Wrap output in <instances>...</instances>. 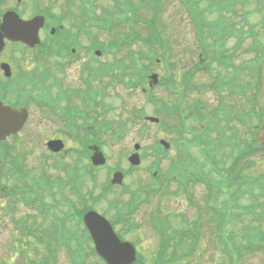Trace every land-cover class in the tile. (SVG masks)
Wrapping results in <instances>:
<instances>
[{
  "label": "trees",
  "instance_id": "1",
  "mask_svg": "<svg viewBox=\"0 0 264 264\" xmlns=\"http://www.w3.org/2000/svg\"><path fill=\"white\" fill-rule=\"evenodd\" d=\"M121 1L125 3H119V6L123 4L122 12L124 13V10L128 9L130 16L132 13H137L139 8L145 4V0L138 4L132 0ZM161 1L151 0L150 6L156 16L161 11ZM89 2L87 0V4ZM182 2L197 28V43L201 46L202 57L198 62L188 65L181 77V84L180 80L173 77H170L165 83L168 91L173 94L172 101H169V104L164 108L165 116L175 115L177 117L179 123L172 126L175 130L180 129L179 127H182L181 132L190 129L192 132L195 129L198 130L189 140L196 143L197 152L205 160L204 162L211 163L212 170L217 173L212 171L207 174L201 164L195 168L196 171L193 172V175L198 178V181L206 183L207 197L205 200L210 218L207 224L204 221L201 223L200 219H197L199 223L193 228L187 225V228L184 229L186 231L181 233L183 235L180 247L186 240L185 238L190 237L193 233L196 234V240L188 241L186 247L181 248L182 253L175 254L170 260H174V263L181 260H183L181 263L189 262L199 255L197 246L199 236L203 235V230L208 225L211 235L206 236L210 239L213 238L211 241L221 250L222 256L229 259L230 262L235 258L236 262L242 263L244 258L251 253L259 252L264 255V173L259 176L241 173L245 167L250 168V155L264 151V141L259 134L264 129V108L256 99L260 92H264L262 75L264 66V0H182ZM257 14H261V19L258 22L252 21V17ZM136 16L137 14L132 17L134 23L140 19ZM156 16L149 21V33L146 37H142L131 26L124 32V35H118L114 39L115 47L117 49L127 48L131 43L139 42L146 48L144 54L147 57V62H152L153 56L158 54L155 44L165 45L162 40L161 30L163 29L160 28V30L157 27ZM86 17L87 15H85V19ZM83 24L84 30L90 33L91 29L86 20ZM230 41H233V45H229ZM243 53H254L255 57L248 56L239 61ZM146 69L145 65L143 75L136 76L132 73L130 79L141 82L147 73ZM201 71L214 78L210 84L203 82L204 80L200 77ZM143 72L144 69L140 68V73ZM202 89L214 92L218 98L212 109L205 104L202 97L193 98V95ZM233 94L236 95V101L229 102L228 97ZM156 101L157 104L164 107L161 98H157ZM240 129L246 130V132L244 131L246 136L242 135L243 132ZM213 142L217 147L210 148L209 143ZM221 148L226 150L224 155H221L222 151L218 150ZM180 152L185 154H182L176 163L182 171L188 170L185 166L194 165L196 151H190L187 144H182ZM220 164L223 167H220ZM242 165L245 167L242 168ZM185 173V176L181 173L179 176L184 178L188 175L187 172ZM237 174L240 178H237ZM238 180L241 185H244L241 195H237L236 191L230 192ZM222 181H224L228 193L230 192L232 208L227 207L225 203L228 200L220 196ZM243 194L248 195L246 199L249 203L247 205L241 201ZM236 207H241L242 210L239 212ZM238 214L241 216L233 226L234 222L231 219H235ZM73 218V216H69L70 220ZM185 218L188 219L183 216V219ZM221 218L227 219L228 222L231 220L230 224L233 223L228 227L225 239L223 237L224 228H221L219 221ZM61 233L63 239L66 235V239L74 238L76 240L77 248L74 260L78 264L83 263L86 256L87 235L85 230L69 231L63 227ZM164 251H161L163 257L166 256ZM164 261L166 260L164 259ZM164 261L163 264H165ZM262 264H264V256Z\"/></svg>",
  "mask_w": 264,
  "mask_h": 264
},
{
  "label": "rangeland",
  "instance_id": "2",
  "mask_svg": "<svg viewBox=\"0 0 264 264\" xmlns=\"http://www.w3.org/2000/svg\"><path fill=\"white\" fill-rule=\"evenodd\" d=\"M43 6L52 7L54 13H64L68 15L69 20L66 21V27H70V24L76 22L73 16H76L79 13L78 0H40ZM137 3H140V0H134ZM146 8L141 10L142 16H150V4L151 0H145ZM34 0H26L23 5H19L18 8L23 12L26 16H29L32 12ZM98 8H109L113 10L117 6V2L115 3L113 0H99L97 2ZM12 6H17L16 0H6V3L2 8H9ZM261 14H257L252 17V21H259L261 19ZM139 32L143 35L147 34V27L143 24H133ZM131 24H125L122 27H119L115 30H126ZM159 27L163 30L162 32V40L167 43V61H173L175 64L174 74L177 80H180L185 70L188 68V64L195 61L198 57V47L196 44V33H195V24L190 19L189 13L186 11V7L183 4L182 0H163L162 3V11L159 17ZM99 37L102 39H106L107 41L111 39L115 33H103L97 32ZM87 38L85 36L81 39L82 48L81 50H85V45H87ZM229 45H233V41H230ZM157 44H155V47ZM138 49L139 45H133L132 49ZM126 50V49H124ZM157 50L160 51V47H157ZM3 56L6 60L13 63L14 66L24 65L26 60L28 63L24 66L34 65L32 60V54L25 52V55L22 53L15 51L12 46L7 47L4 50ZM121 55L124 56V52L121 51ZM25 56V57H24ZM87 56V55H86ZM162 54L159 53L154 57L153 63V71L158 72L159 75L171 77L173 69L169 66L167 69V62L160 60L162 58ZM255 57V54H247L243 53L239 61L243 60L246 57ZM25 58V59H23ZM27 58V59H26ZM85 57L83 56V59ZM160 58L159 60H157ZM80 59V57H79ZM107 59H112L110 56ZM24 61V62H23ZM238 62V59H237ZM83 63H73L67 69L65 73V82L66 85L76 86L78 81L80 80V73L82 69ZM262 75L264 79V66L262 67ZM160 76V77H161ZM200 77L206 82L210 84L213 81L212 76H208L207 74L200 72ZM68 82V83H67ZM149 86V85H148ZM153 88V93H157L160 98H163L165 101H172L173 97L170 96V93L160 85H155ZM109 93L106 94L105 99L103 100L106 104L110 105L111 108L106 111V113L102 112V107H97L99 113H102L105 116V119L110 121H114L121 116L123 120H126L127 113L126 109L132 108L133 106H140L141 108H145L149 114L155 110V105H152L150 100L148 101L145 95L142 94L141 90H131L126 88L122 84H115L114 88L109 89ZM194 94V93H193ZM192 94V95H193ZM120 97L125 99V107L121 106L123 103L121 102ZM202 97L208 105L209 108L212 109L214 107L213 104L217 103L216 96L212 91L207 89H202L197 94L193 95V98ZM230 99L229 102L236 101V95H230L228 97ZM257 101L263 105L264 108V92H260L257 96ZM80 103V101H76ZM122 103V104H121ZM131 110V109H129ZM95 113H98L94 111ZM207 114V112H206ZM103 117H101L102 119ZM208 118V116H207ZM169 128H163L157 124H151L148 126V131L141 135V132H137V128L131 124L126 126V131L123 132L122 137L116 138L112 134H104L102 136L104 141V151L109 156V164L108 167H101L96 171V177L98 180V186L96 189V195L100 191V186L107 184L108 180V170L113 167L116 163H120L125 167L129 166V162L127 161L126 155L129 154L134 147L136 142H140L144 151L146 152L145 160H142L140 166L136 167L135 171H133L128 177H126L125 181L130 184L131 188L135 189L138 185L150 184L152 182V174L151 170L148 171L153 163L155 162L154 156L151 154L156 152L159 154V150L155 149V145L158 142L160 137L167 138L169 140H177V139H185L184 134H181L174 128H170V126L175 125V121L177 120L174 116L167 118ZM29 121L19 133L18 136L9 137L6 139L8 143L11 144V148L19 156V158L23 161V164L29 168H34V170H30V180L36 179L38 177H42V173L45 172L48 175H59L60 171L53 168V164L55 160L51 156V153L48 151L45 140L50 136L54 127L57 128L60 126L57 120L52 119V116L48 111L41 110L36 106L32 107L30 111ZM209 122H211L209 120ZM208 123V122H207ZM243 136H246V130L240 129ZM245 131V132H244ZM59 135L58 133H56ZM264 140V129L259 133ZM216 136V135H215ZM82 137L81 132L79 137L72 138L67 135L64 138L66 142L67 148L66 152H61L56 155V158L65 162V163H73V161L77 158V152L75 149H80L82 147ZM209 140L210 137H209ZM210 148H215L217 146L213 143H209ZM143 150L141 152H143ZM220 154L224 155L226 153L225 148L218 149ZM177 152V150H176ZM175 149L166 153L164 159L162 158V167L163 170L168 173L169 176L172 177L177 175L179 169H175L172 173V167H174L175 160L178 159V155L176 154ZM199 155L198 152L195 153ZM174 156V157H173ZM188 157V156H187ZM172 158L173 161H172ZM190 159V157H188ZM196 157H194L195 159ZM249 165L248 169L244 165L241 167L244 168L242 174H249L254 176H259L264 173V151L255 152L253 155L249 156ZM182 175H186V173L182 170H179ZM4 181L7 183L9 187L14 185V180L10 176H4ZM237 178L239 174H237ZM195 179L198 178L195 176ZM180 181L177 178H171L169 181L170 188L166 186L161 187L159 190H148L144 193L143 198L140 200L138 204V209L130 214L128 217V222L132 223L131 226L133 228L129 231L126 236H128L131 240H134L138 243L139 249L146 260L147 264L153 263V254L157 252L159 249L165 246V255L161 257L157 254L161 259H165V264H229V260L222 256L221 250H219L207 236L211 235L209 226H205V230L203 231V235L199 236V244L198 251L199 255H197L194 260L189 262L184 261H171L170 259L176 255L182 253V249L180 248V240L179 237H172V235H168L165 240L162 239L161 235L154 230L152 227V222L150 220V214L152 212H157L161 214V217H167L173 226L182 227L184 226L181 218L187 217L194 219L191 221L192 223L196 222V225L199 223L200 219L201 223L204 221L205 224L208 223L209 211L207 209V202L205 198L207 197V191L204 184L189 181L188 185H190L188 190L183 188L179 189ZM92 183L89 181L86 183L85 187L91 186ZM12 188V187H11ZM155 188V187H154ZM243 188V187H242ZM9 190V189H7ZM244 190V189H242ZM241 194L243 193L240 192ZM66 194H68L66 196ZM240 194V195H241ZM7 195V196H6ZM6 195L0 194V249H2L4 256H14L16 257L15 264H29L28 256H36L38 254L39 247L36 250H31L30 252L26 250H16L14 255L11 254L9 246L12 244V241L17 238L23 236L21 232L16 228L14 220L17 219L15 216H23L27 213H35L31 211L28 204L23 201L21 196L12 195L10 192H7ZM61 196L71 197L70 191H65L61 193ZM17 197V198H16ZM119 199V202L122 203L128 199L126 194L122 195L116 189V191L112 192L108 196L99 200L97 203V208L101 209V211L105 212L108 216L112 217L114 215V209L112 208L113 202L116 199ZM244 198V202H248L247 195L242 196ZM47 202H51L50 198L46 199ZM10 207V208H9ZM1 209L3 211L1 212ZM196 219V220H195ZM207 235V236H206ZM186 240L183 242V247H186V243L194 242L196 240V234H191L190 237L185 238ZM19 242V241H18ZM201 243V245H200ZM39 246V244H38ZM40 251H46L45 246L40 244ZM152 252H154L152 254ZM66 249L60 250L57 254V259L55 264H69L70 258L68 256ZM263 254L259 252H254L247 255L241 264H262L263 263ZM13 257V258H14ZM151 258V261H150ZM93 262H96L97 259H93ZM0 264L2 261H0ZM101 264V263H97Z\"/></svg>",
  "mask_w": 264,
  "mask_h": 264
},
{
  "label": "flooded vegetation",
  "instance_id": "3",
  "mask_svg": "<svg viewBox=\"0 0 264 264\" xmlns=\"http://www.w3.org/2000/svg\"><path fill=\"white\" fill-rule=\"evenodd\" d=\"M47 26L48 23L42 28V32L48 30ZM81 37L82 34H67L66 32L58 35L55 32L54 34L51 33L49 39H46V41L41 43L43 46L42 48H28V50L25 51H19L17 46L13 45L12 42L7 41L5 49L12 46L15 51H18L23 55H25V52L32 54L34 65L27 67L24 65L28 63V60H26L24 65L14 66L12 62L4 58L3 52L5 49L0 52V103L11 106L17 110L27 109L29 114L28 119L32 107L36 106L41 110L48 111L52 116V119L57 120L60 124L59 127H54L52 133L44 143H47L51 139L64 140L68 135L69 119H79L80 122H82L83 118H87L91 121H99V125L105 123V121H103L105 116H103L102 113H100L102 115H99V112L96 109L97 107H102L101 111L104 113L109 109V105L104 101V104H99V98L103 97L104 100L106 94L110 92L109 89L114 88L115 86L116 52L115 50L108 52L99 50L100 52H98V50H91L86 47V51H83L81 50ZM83 56L85 57L84 59ZM108 56L112 59H107ZM74 62L76 64L81 62L83 63V66L80 73V80L76 86L69 87L65 82V73L69 66ZM101 73L103 75H101ZM81 95H85L84 97L87 100L89 98L94 99L92 101H87L81 97ZM77 100L80 101V103H77ZM94 111L98 113H95ZM101 117L103 118L101 119ZM28 119L17 133H14L9 137L18 136L29 121ZM141 123L140 120H137L136 124L138 128H141ZM102 129L104 128L102 127ZM108 132L111 133L112 130L109 129ZM103 135L104 132H102V136ZM101 149L103 150V148ZM97 150L98 148H93V150H91V154L89 155L91 159ZM105 154L107 156V163L102 167L108 165L110 160L106 152ZM10 155L12 159H15L18 156L12 148L10 149ZM53 166V168L57 169L55 165ZM119 168L123 170L126 175L127 171L131 169V166L129 165L128 167H125L121 164ZM29 169L34 170V168L31 167L27 168L24 164L19 165L17 162L7 161L5 152L3 151V148L0 147V194L3 195L5 188L9 187L4 181V176L6 175L10 177L14 176L11 178L21 181L19 185L26 186L28 190L32 191L34 194L40 192L51 194V190L53 192L59 190L58 187L54 190L50 184H46V182L49 181L47 180V177L50 174L48 175L45 172L42 173L43 176L40 177V180L33 179L29 182V179L31 178V176L28 177V175H30ZM116 170L118 169L115 164L113 167L109 168L108 175L113 174ZM16 174L27 176V182L25 178H17L15 176ZM124 187L123 194L131 196V198H139L142 193L139 185L137 188L133 189L129 183H126ZM15 189H20L21 191L24 190L19 187ZM88 195L92 196V192H88ZM94 196L95 195L91 198ZM45 198L47 199L49 197L46 195ZM2 211L3 209H1V212Z\"/></svg>",
  "mask_w": 264,
  "mask_h": 264
},
{
  "label": "water",
  "instance_id": "4",
  "mask_svg": "<svg viewBox=\"0 0 264 264\" xmlns=\"http://www.w3.org/2000/svg\"><path fill=\"white\" fill-rule=\"evenodd\" d=\"M5 21L10 28L7 29L8 37L13 39H25L27 31L37 35L38 29L41 26L39 24V18L32 21H23L14 12H8L5 15ZM15 25L12 26L11 23ZM6 24V25H7ZM3 39L0 36V48L3 47ZM154 82H157V75L153 76ZM27 118L26 111H17L10 107H6L0 104V138H5L8 134L16 132L20 129ZM152 120H158L151 118ZM163 143L168 147L165 141ZM97 164L105 162V158L102 153L95 158ZM131 161L134 164L139 163V156L133 155ZM113 182H121V174L116 173ZM85 221L89 227L91 234L95 240L98 252L109 262V264H130L135 259V249L128 243H122L114 234L109 222L101 215L94 211L86 214Z\"/></svg>",
  "mask_w": 264,
  "mask_h": 264
}]
</instances>
